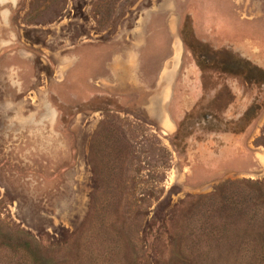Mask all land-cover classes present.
<instances>
[{
    "label": "rangeland",
    "instance_id": "obj_1",
    "mask_svg": "<svg viewBox=\"0 0 264 264\" xmlns=\"http://www.w3.org/2000/svg\"><path fill=\"white\" fill-rule=\"evenodd\" d=\"M0 264H264V0H0Z\"/></svg>",
    "mask_w": 264,
    "mask_h": 264
}]
</instances>
